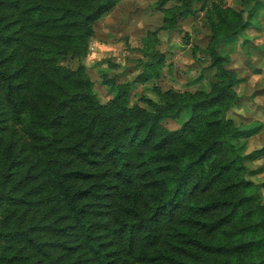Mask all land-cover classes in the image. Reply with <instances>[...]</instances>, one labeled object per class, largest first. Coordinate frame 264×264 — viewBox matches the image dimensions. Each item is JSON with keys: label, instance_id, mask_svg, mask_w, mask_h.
Wrapping results in <instances>:
<instances>
[{"label": "trees", "instance_id": "obj_1", "mask_svg": "<svg viewBox=\"0 0 264 264\" xmlns=\"http://www.w3.org/2000/svg\"><path fill=\"white\" fill-rule=\"evenodd\" d=\"M117 1L0 0V114L29 140L24 153L0 140V264H264L263 185L252 178L264 164H246L264 147L236 144L261 125L230 115L238 77L221 51L264 1L240 0L255 3L246 18L212 1L207 88L133 100V84L165 65L145 39L142 71L108 81L102 103L85 65L61 60L87 53L93 21ZM169 1L157 0L163 29L195 12V0Z\"/></svg>", "mask_w": 264, "mask_h": 264}, {"label": "rangeland", "instance_id": "obj_2", "mask_svg": "<svg viewBox=\"0 0 264 264\" xmlns=\"http://www.w3.org/2000/svg\"><path fill=\"white\" fill-rule=\"evenodd\" d=\"M212 1L195 0L192 15L180 20L175 27L163 29L164 14L157 0H118L93 21L87 53L79 59L67 57L61 60V64L75 68L79 62L83 63L100 101L106 103L114 93L108 81H133L142 71L141 61L146 57L141 49L144 40L151 39L155 42L154 48L164 53L165 65L159 78L133 84V100L140 96L156 99L154 87L190 91L200 86L207 88L208 83L214 80V69L209 68L208 54ZM176 3L170 0L165 7ZM222 3L236 10L242 9L244 18L255 5H243L240 0H224ZM257 16L259 24L258 17L249 19L252 27L239 34L231 46H221L222 53L228 52L229 66L236 67L237 73L244 79L240 78L241 81L234 85L237 100L229 110L230 115L238 125H261L257 134L236 140L243 154L264 147V5L257 11ZM150 32H155L153 37L147 36ZM164 124L170 129L179 126L170 119ZM8 138L14 139L16 148L23 153L27 150L28 137L18 125L10 122L3 110L0 114V140ZM246 164L250 168L261 166L264 157ZM252 178L262 183L264 200V170ZM25 214L27 218L36 217L38 211L27 207Z\"/></svg>", "mask_w": 264, "mask_h": 264}, {"label": "crops", "instance_id": "obj_3", "mask_svg": "<svg viewBox=\"0 0 264 264\" xmlns=\"http://www.w3.org/2000/svg\"><path fill=\"white\" fill-rule=\"evenodd\" d=\"M258 18H257V22H258V24H259V22H260V18H259V16H257ZM249 27H252L250 24L246 27V28H249ZM254 27H258V26H254ZM231 68H233L234 70H236V67H231ZM236 73H237V71H236ZM237 77H238V81L237 82H240L241 81V79H243V78H241L240 76H239V74L237 73ZM241 78V79H240ZM244 80V79H243ZM236 82V83H237ZM236 85V84H235Z\"/></svg>", "mask_w": 264, "mask_h": 264}]
</instances>
